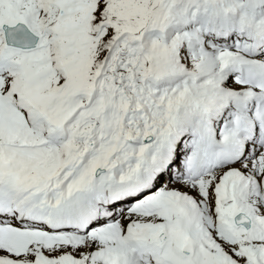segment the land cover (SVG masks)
<instances>
[{"label": "snow or ice", "instance_id": "6c2138e0", "mask_svg": "<svg viewBox=\"0 0 264 264\" xmlns=\"http://www.w3.org/2000/svg\"><path fill=\"white\" fill-rule=\"evenodd\" d=\"M0 264H264V0H0Z\"/></svg>", "mask_w": 264, "mask_h": 264}]
</instances>
